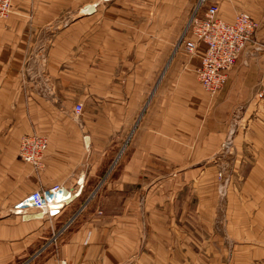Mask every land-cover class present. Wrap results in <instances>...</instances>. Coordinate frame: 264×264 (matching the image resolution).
<instances>
[{
	"label": "crops",
	"instance_id": "1",
	"mask_svg": "<svg viewBox=\"0 0 264 264\" xmlns=\"http://www.w3.org/2000/svg\"><path fill=\"white\" fill-rule=\"evenodd\" d=\"M19 2L0 19V264L71 220L57 251L36 264H220L222 252L235 254L234 264L238 253L247 264L264 262V113L256 102L264 87V0H210L220 20L242 12L258 24L213 97L194 77L202 46L171 59L169 8L148 21L163 30L161 49L149 39L129 59L123 35L100 37L101 69L106 77L115 70L120 86L93 88L92 30L77 35L76 17L62 25L59 4ZM51 26L62 28L49 34ZM76 105L84 109L80 127ZM130 127L122 162L104 180L111 140L124 142ZM32 133L47 140L39 173L18 157L20 139ZM222 170L230 174L225 196ZM56 185L70 201L54 217L34 209L11 216L32 191Z\"/></svg>",
	"mask_w": 264,
	"mask_h": 264
},
{
	"label": "rangeland",
	"instance_id": "2",
	"mask_svg": "<svg viewBox=\"0 0 264 264\" xmlns=\"http://www.w3.org/2000/svg\"><path fill=\"white\" fill-rule=\"evenodd\" d=\"M199 1L200 0H31V3L59 4L61 6H64V8L61 10V14H58V15H61V18H62L60 23H62V25H64V21L66 20V24H69L70 22L73 21V18L76 17L75 21L77 23H80V25H77L78 26V28L76 29L78 31L77 35L83 33L85 30L87 31V33H90L92 30V32H93L92 36L95 40H97V44L95 43V40L93 41L94 42V44H93L94 45V57H93V61H92L93 88H119V86H120L119 85V81H120L119 79L120 78L116 77V71L110 69V67H109V76H107L109 79H106L107 77L105 76V71L101 69L102 68L101 67V55H102L101 50L104 46H103V44H100V37L105 35V36H108L109 40L113 41V40H115L116 36H122L123 35L126 39V43L127 42L128 43H127V45H121V47H123V46L125 47V54H126V52H128V49L131 50L130 55H129V59L132 58V52H133L132 48L135 50L140 48V47L142 48L143 44L148 48L149 47V39L153 40V45H151V47L161 49V48H163V46H162V43H158V39L160 38V36H161L160 34H162L163 30L159 29V28H156V29L151 28L150 29L149 25H148V21L152 20V18L150 19V16L156 15V13H157L158 22H159V18H160V16H162L161 11L164 9L168 10V8H169L171 11L173 10V12H174V14H173L174 28L171 30V33H172V46H171V51H170L171 59L180 53L184 54L185 56L191 57L189 55H186L183 48L179 47L178 45H179L180 36H181L186 24L188 23L191 15L195 11V9L199 6ZM12 2H13L12 7H13V5L20 3L19 0H13ZM211 5H213V4L210 3V0H206L203 3V5L200 6L199 12L204 11V9L206 7L211 6ZM213 6H215V5H213ZM89 7L92 8L90 11H88ZM69 10H71V13L67 12ZM154 11H156V12H154ZM178 11H180V13ZM176 12H177V14H176ZM12 15L13 14H10V16H8L6 19H2V20H7ZM121 18H123L124 23L122 21H120ZM85 20H87V21L89 20L92 23H88L86 26H84L83 24H81V22H84ZM61 28H57V27L52 28V26H51L50 31H48V32H49V34H51V32L54 33V31H58ZM27 36L30 39L32 37H35V36H33L32 28L28 29V35ZM34 42H36V41H34ZM132 42L135 45L134 44L131 45ZM113 43L114 42L109 44L108 48L116 50L117 45L113 44ZM140 44H142V45H140ZM36 46L37 45L34 44L32 47L35 48ZM33 48H31V50ZM244 49H245V47L243 48V50ZM111 51L112 50H108V53H111ZM171 59H170V61H171ZM194 77H195V74H194ZM195 80L197 82L198 87L202 88L200 86V84L198 83L196 78H195ZM106 82H108L109 85H107ZM225 83H226V78H225ZM225 83H224V85H225ZM223 86H222V88H223ZM83 112H84V109L82 108V111L79 115H76L74 113V111L72 113V117L74 119V122L77 124V127H80L81 116H82ZM86 112L90 117L93 114V109L92 108H89V109L86 108ZM93 115L95 116V114H93ZM97 130H98V132L96 134L101 136L102 135L101 129L99 128ZM113 130L115 133L117 130L116 126H113ZM131 132H133V130H131V127H130L125 132L126 139L124 140V142L119 141L118 146L116 145V138L111 140V142L114 143L115 148H114L113 153H110L111 156L107 157L109 160V163L107 165L108 171L106 172V174H104V180H106L108 177H111L113 172L116 171L117 166L122 162L123 156H121V153L119 154V152H120V150L122 151L123 145H124V149L127 147V144L130 142L129 140H131V136H132ZM30 135H37V136L43 137L42 135H39L38 133H32ZM30 135H27V136H30ZM23 137H25V136H23ZM43 138L46 140L45 137H43ZM112 138H113V136L111 135V139ZM100 142H101V140H100ZM19 146H20V141H19ZM18 150H19V147H18ZM43 156H44V154H43ZM18 157H19V155H18ZM42 159H43V157H42ZM19 160L21 162H23L20 158H19ZM41 162H42V160H41ZM23 163H25V162H23ZM25 164H27V163H25ZM28 165H29L30 169H32V171H35V173H39L41 170H43L42 167L40 169H37V168H34L30 164H28ZM217 179H218L219 184H220V186H218V193L221 196H225L226 190L228 189V187L230 185V174L226 173L224 170H222V172H219L217 174ZM86 208H88V205L84 204V205L80 206L79 209L75 213L80 214L81 212H84V210ZM13 209L14 210L10 214H12L11 216H16V214H17L16 212H18L19 210H16L15 207ZM10 210H11V208H10ZM23 211H25V210H23ZM2 216L3 215H0V218ZM17 216H19V215H17ZM68 223L69 222H67L66 224H68ZM71 224H72V222H70V224L68 225V228ZM64 226H66V225H64ZM62 228L53 232L52 236H50L43 244L38 245L37 247H35L30 252H28L24 255L14 256L13 259L10 261V264H36L43 256H45L49 252H56L57 248L59 246V243L65 234V233L58 234V232H60V230H62ZM64 229H66V228L64 227ZM53 235H55V237ZM201 254L203 255V253H201ZM201 254H200V256H201ZM219 255H220V260H221L220 264H234L233 261L235 260V254L222 252ZM236 255H237L236 261H238L236 264H247L245 262V254L244 253H240V254L238 253ZM204 257L206 259L207 254H204ZM250 264H264V262H261L260 260H258L257 262H252Z\"/></svg>",
	"mask_w": 264,
	"mask_h": 264
},
{
	"label": "built area",
	"instance_id": "3",
	"mask_svg": "<svg viewBox=\"0 0 264 264\" xmlns=\"http://www.w3.org/2000/svg\"><path fill=\"white\" fill-rule=\"evenodd\" d=\"M12 1L0 0V19L10 16ZM205 1H199V6L191 15L180 36L178 46L182 47L185 54L191 57L197 54L199 46L203 47V54L200 56L199 66L195 69L194 74L202 89L212 97L224 85L226 72L234 66L243 48L251 42L258 29V24L246 13L238 14L231 23L220 20L218 8L213 5L199 12L200 6ZM256 102L264 113V87L257 92ZM73 111L79 115L82 106L76 105ZM46 148L47 141L43 137L25 136L20 140L18 155L23 162L40 169L43 165L41 160ZM66 194L67 192L59 185L45 191L34 190L15 208L19 211L45 210L49 217H54L58 214L62 203L70 201ZM70 222L64 226L66 229ZM64 227L58 234L66 231ZM53 236L55 237V235Z\"/></svg>",
	"mask_w": 264,
	"mask_h": 264
},
{
	"label": "bare ground",
	"instance_id": "4",
	"mask_svg": "<svg viewBox=\"0 0 264 264\" xmlns=\"http://www.w3.org/2000/svg\"><path fill=\"white\" fill-rule=\"evenodd\" d=\"M91 9H92V8H91V7H89V8H88V11H90ZM86 10H87V9H86ZM86 10H85V11H86ZM66 195H68V196H69V194H68V193H67ZM66 195H65V196H66ZM66 197H67V196H66ZM67 198H68V197H67ZM66 200H67V199H66Z\"/></svg>",
	"mask_w": 264,
	"mask_h": 264
}]
</instances>
